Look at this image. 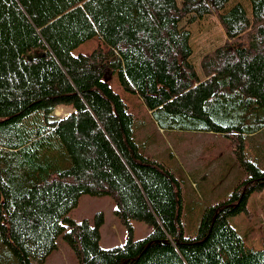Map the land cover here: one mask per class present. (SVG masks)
<instances>
[{
  "label": "trees",
  "instance_id": "16d2710c",
  "mask_svg": "<svg viewBox=\"0 0 264 264\" xmlns=\"http://www.w3.org/2000/svg\"><path fill=\"white\" fill-rule=\"evenodd\" d=\"M246 1L248 28L232 33L216 0H0V241L18 264H45L61 235L77 264H264V246L247 247L229 223L264 190V167L244 153L264 131V0ZM209 16L226 36L197 71L181 23ZM93 39V50L73 54ZM106 71L163 131L232 143L246 177L203 209L193 236L180 181L142 153ZM62 106L71 111L55 118ZM82 195L111 198L122 246L100 247L101 212L92 225L68 217ZM132 221L152 231L134 241Z\"/></svg>",
  "mask_w": 264,
  "mask_h": 264
},
{
  "label": "rangeland",
  "instance_id": "374dc122",
  "mask_svg": "<svg viewBox=\"0 0 264 264\" xmlns=\"http://www.w3.org/2000/svg\"><path fill=\"white\" fill-rule=\"evenodd\" d=\"M216 3L220 12H230L233 15L231 32L241 33L248 28L250 8L246 0H216ZM181 26L191 31L190 44L193 51L191 62L199 71L198 63L202 54L220 45L226 35L215 16L204 17L201 20L191 17L183 21ZM97 44L96 39L88 41L76 48L73 54L90 52ZM199 75L202 77L200 73ZM106 79L136 119L134 137L138 144H145V148L141 149L142 153L168 167L180 181L181 191L184 192L183 226L185 233L193 236L198 225L200 208L204 207L206 202L212 204L224 200L246 177L232 151V143L215 133L163 131L154 122L138 96L124 90L115 75L106 71ZM70 111L65 106L57 107L53 116L65 117ZM244 153L259 168L264 167V131L246 139ZM193 180H196V183H193ZM191 184H194L192 188H195L200 196L198 201L192 198ZM113 210L114 203L108 196L82 195L78 205L68 213V217L76 222L87 220L92 225L95 215L101 212L104 222L99 228V245L102 249H111L122 246L127 240V229L113 214ZM229 223L236 229L247 247L262 249L264 190L251 194L247 200V211L230 217ZM131 226L134 241L145 238L152 231L151 225L139 221H132ZM56 246V250L46 259L45 264H77L74 253L62 235L57 238ZM0 264H18L1 241Z\"/></svg>",
  "mask_w": 264,
  "mask_h": 264
},
{
  "label": "crops",
  "instance_id": "0c3cea01",
  "mask_svg": "<svg viewBox=\"0 0 264 264\" xmlns=\"http://www.w3.org/2000/svg\"><path fill=\"white\" fill-rule=\"evenodd\" d=\"M195 133H200V132H195ZM198 182L200 183V180H199ZM193 183H196V180H193ZM181 187H182V185H181ZM192 187H194V184H191V188H190V192H191V195H192L193 200H194V199H195L196 201L200 200V196L197 194L196 189H195V188H192ZM198 193H199V192H198ZM183 196H184V192H182V199H183ZM194 196H195V198H194ZM207 203H208V202H206V205H205L204 207L200 208L199 216H198L199 219H200L201 213H202V211H203L204 208H206V207H208V206H211V205H214V204H216V203H218V202H216V203H212V204H207ZM183 206H184V200H183V202H182V216H183ZM182 218H183V217H182ZM182 224H183V221H182ZM183 228H184V226H183ZM184 232H185V229H184Z\"/></svg>",
  "mask_w": 264,
  "mask_h": 264
}]
</instances>
